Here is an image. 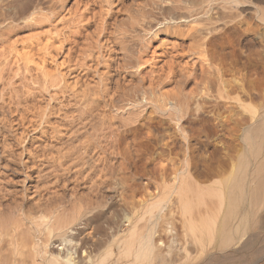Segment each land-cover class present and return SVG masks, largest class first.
Instances as JSON below:
<instances>
[{
	"label": "bare ground",
	"instance_id": "obj_1",
	"mask_svg": "<svg viewBox=\"0 0 264 264\" xmlns=\"http://www.w3.org/2000/svg\"><path fill=\"white\" fill-rule=\"evenodd\" d=\"M0 264H264V0H0Z\"/></svg>",
	"mask_w": 264,
	"mask_h": 264
},
{
	"label": "rangeland",
	"instance_id": "obj_2",
	"mask_svg": "<svg viewBox=\"0 0 264 264\" xmlns=\"http://www.w3.org/2000/svg\"><path fill=\"white\" fill-rule=\"evenodd\" d=\"M210 147V146H209ZM211 148V147H210ZM212 149V148H211ZM208 153V152H207ZM209 154V153H208Z\"/></svg>",
	"mask_w": 264,
	"mask_h": 264
}]
</instances>
